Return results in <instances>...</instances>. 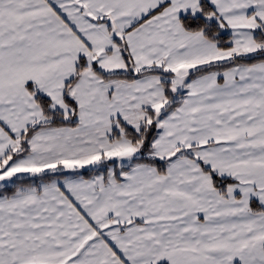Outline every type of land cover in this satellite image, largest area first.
I'll list each match as a JSON object with an SVG mask.
<instances>
[{
    "label": "snow or ice",
    "instance_id": "1",
    "mask_svg": "<svg viewBox=\"0 0 264 264\" xmlns=\"http://www.w3.org/2000/svg\"><path fill=\"white\" fill-rule=\"evenodd\" d=\"M0 264H264V0H0Z\"/></svg>",
    "mask_w": 264,
    "mask_h": 264
}]
</instances>
